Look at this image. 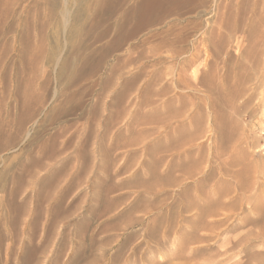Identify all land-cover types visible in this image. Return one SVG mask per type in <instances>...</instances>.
<instances>
[{
	"label": "rangeland",
	"instance_id": "rangeland-1",
	"mask_svg": "<svg viewBox=\"0 0 264 264\" xmlns=\"http://www.w3.org/2000/svg\"><path fill=\"white\" fill-rule=\"evenodd\" d=\"M252 2L202 0L116 46V16L95 0H0V264H21L28 245L30 264H264V38L239 16ZM95 54L102 62L71 79ZM52 142L20 184L13 224V178Z\"/></svg>",
	"mask_w": 264,
	"mask_h": 264
},
{
	"label": "bare ground",
	"instance_id": "bare-ground-1",
	"mask_svg": "<svg viewBox=\"0 0 264 264\" xmlns=\"http://www.w3.org/2000/svg\"><path fill=\"white\" fill-rule=\"evenodd\" d=\"M201 1L202 0H197L196 2L194 0H95V4L97 6L98 11L106 12V13L113 14L116 16V21L113 24V27H115V29H114L115 33H113V34L115 36L113 39H111V41L116 43V46L117 45L119 46L122 41L134 38L138 34V32H140L141 30L158 24V22L162 21L164 17H166L168 15H173L178 10L188 8L189 5L198 6V4L201 3ZM252 1H253L252 7H250V9H249V7L246 8V6H243L239 12V16L242 19V13L245 12L244 14H246V17L243 21V27L244 28L246 27V29L249 30L248 32L252 35H255V34L257 35L260 32V34L263 36L262 37V39H263L264 38V29H260L259 24L257 26V22L259 20H262L261 23H263V27H264V13L263 12L260 13L258 11V8L261 5L260 3L262 2V4H263V1H261V0H252ZM243 5H244V3H243ZM261 8H262V10H264V5H261ZM237 10H238V8H237ZM233 20H235V19H233ZM104 21H105V18H102V16H101V18L98 19L97 21H92L89 23L83 22V25L88 26V29L85 31V33H87V34H85V35L89 36L90 28L93 26H96V24H99V23L104 22ZM238 21H239V19H238ZM238 21H237V23H240ZM241 23H242V21H241ZM241 25L242 24H240V27H242ZM75 26L76 25L74 23L70 27V32H71V36L76 37L77 35L81 34L82 32L78 31L76 33L75 28H74ZM111 29L112 28H110V29L104 28L96 37H94V40H100V39L106 37L109 30H111ZM258 38H257V40H258ZM257 40H256V42H257ZM110 42H108L107 45ZM255 44H258V42ZM107 45H105V47H107ZM258 47H260V46H258ZM256 50L259 51V53L264 54L263 53L264 48H258ZM253 52L256 53V51H254V48H253ZM99 55L100 54H95L94 57H89V56L80 57L82 65H81V62H76V65L72 66L73 68L71 69L70 78L73 79L74 77H77L81 73L82 74L86 73V72L90 73L92 70H94V68H96L102 62L103 58L100 57ZM263 65H264V62H263ZM67 67H68V64H66V62H63L62 67L60 68V72L62 73L64 71H66ZM257 68H258L257 70H259V67H257ZM80 69H82V70L79 71ZM112 69H115L116 71H118L120 68L118 69L115 66V68L113 67ZM0 72H2V81L8 82L10 80L9 76H8V71L4 72V71H2V69L0 67ZM112 72H114V70H112ZM262 72L264 73V68L261 69L260 74H262ZM126 80L127 79L122 81L118 96H116L114 98V101H113L114 103H117V102H119V100H122L123 90L129 84V81L128 80L126 81ZM250 80H251V77H250ZM105 82L103 85L109 84V82H106V83ZM10 94H12L11 91H10ZM21 106H22V108H21L22 112L20 113L19 117H20V120L22 121V126H23L24 121H26L28 118H30V91L24 95V99L22 101ZM112 117H113V113H110L108 115V117L106 118V120L104 122V126L106 127V129L108 128ZM21 121H19V124L21 123ZM10 142H12V137L10 139L6 138L2 141L3 144H5V143L8 144ZM56 147H57V145L54 142H52L51 144L46 143L42 146V149H41L42 154L40 155V157L30 159V156H28V158L24 162L21 163V165H22L21 173L13 178V187L11 188L10 197H9L10 198L9 200L11 202L8 203V205L12 206L11 212L13 213V218L11 220H12L13 224L17 223V219L19 218V215L22 212H24V210H25L24 205L17 204V203L14 204L15 197L17 195L19 188H20V184H23L26 177L30 175V173H31L30 170H31L32 166H34V165L41 166L44 163V160H43L44 158H46L49 154L52 155L58 151V148H56ZM30 165H32V166H30ZM50 179H51V177L47 178L45 180V185H47L49 183ZM107 209H108V206H107ZM54 212H56V211L54 210ZM95 213H96L95 211H92L93 215H95ZM26 224H27L26 227L28 228V230L30 232V222H27ZM86 224H87L86 221H82L79 225L78 235H80L81 237H83L84 226ZM151 231L154 232L153 229H150V230H148V233H150ZM149 235L152 236L153 234H149ZM92 236L93 235H91L87 240H83V238H82V241L78 245L79 247L76 249V251L72 255V261L73 262L79 263L80 261H84V259L89 257L90 253L92 252V243H93V237ZM29 238H30V235H29ZM37 250H38L37 247H33L32 249H30V245H28L26 247L25 251L23 252L21 264H30V259L37 257L36 256ZM59 256H60V253L58 252L54 257V258H56L55 260H57ZM110 259H112V261H115L117 259L116 254L111 255ZM96 261H97V258L94 257V258H92V261L90 263L95 264Z\"/></svg>",
	"mask_w": 264,
	"mask_h": 264
},
{
	"label": "crops",
	"instance_id": "crops-1",
	"mask_svg": "<svg viewBox=\"0 0 264 264\" xmlns=\"http://www.w3.org/2000/svg\"><path fill=\"white\" fill-rule=\"evenodd\" d=\"M120 142H121V141H119V139L117 138V140H116L117 147L120 146ZM122 142H124V141H122Z\"/></svg>",
	"mask_w": 264,
	"mask_h": 264
}]
</instances>
